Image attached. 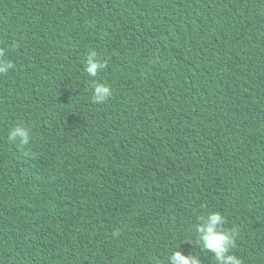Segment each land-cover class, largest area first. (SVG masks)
Segmentation results:
<instances>
[{
  "label": "trees",
  "instance_id": "16d2710c",
  "mask_svg": "<svg viewBox=\"0 0 264 264\" xmlns=\"http://www.w3.org/2000/svg\"><path fill=\"white\" fill-rule=\"evenodd\" d=\"M0 48V264H216V211L264 264V0H0Z\"/></svg>",
  "mask_w": 264,
  "mask_h": 264
},
{
  "label": "clouds",
  "instance_id": "9594fccd",
  "mask_svg": "<svg viewBox=\"0 0 264 264\" xmlns=\"http://www.w3.org/2000/svg\"><path fill=\"white\" fill-rule=\"evenodd\" d=\"M14 65L6 58L4 49L0 48V74H6ZM107 64L105 61L97 57L95 50L88 53L84 70L91 76H97L98 72L105 69ZM93 104H102L110 96V87L101 82H92ZM31 129L23 124H17L8 131L7 141L18 147H26L30 144ZM198 223L194 225V233L198 244L204 250L214 255L216 264H243L239 256L234 253L236 248V238L238 229L236 227L226 228V218L220 212H209L207 216H199ZM112 237H118L120 230L116 229L112 232ZM167 264H201L198 256L191 253L184 254L181 250H174L167 258Z\"/></svg>",
  "mask_w": 264,
  "mask_h": 264
}]
</instances>
